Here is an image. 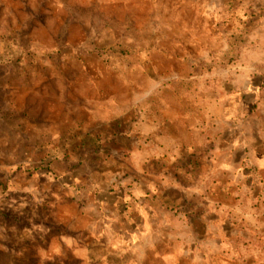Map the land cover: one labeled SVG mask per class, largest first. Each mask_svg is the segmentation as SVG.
<instances>
[{
  "label": "rangeland",
  "instance_id": "374dc122",
  "mask_svg": "<svg viewBox=\"0 0 264 264\" xmlns=\"http://www.w3.org/2000/svg\"><path fill=\"white\" fill-rule=\"evenodd\" d=\"M0 264H264V0H0Z\"/></svg>",
  "mask_w": 264,
  "mask_h": 264
},
{
  "label": "crops",
  "instance_id": "0c3cea01",
  "mask_svg": "<svg viewBox=\"0 0 264 264\" xmlns=\"http://www.w3.org/2000/svg\"><path fill=\"white\" fill-rule=\"evenodd\" d=\"M181 200L182 199L177 197H170L166 195V199L164 201H160L158 197L154 196L152 199H150V203L154 207H161L168 210L169 208H175L176 206H179Z\"/></svg>",
  "mask_w": 264,
  "mask_h": 264
},
{
  "label": "trees",
  "instance_id": "16d2710c",
  "mask_svg": "<svg viewBox=\"0 0 264 264\" xmlns=\"http://www.w3.org/2000/svg\"><path fill=\"white\" fill-rule=\"evenodd\" d=\"M159 195H160V201H164L166 199V195L165 194L163 195V194L159 193Z\"/></svg>",
  "mask_w": 264,
  "mask_h": 264
}]
</instances>
